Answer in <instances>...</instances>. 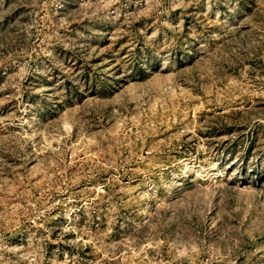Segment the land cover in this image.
<instances>
[{
  "label": "rangeland",
  "instance_id": "374dc122",
  "mask_svg": "<svg viewBox=\"0 0 264 264\" xmlns=\"http://www.w3.org/2000/svg\"><path fill=\"white\" fill-rule=\"evenodd\" d=\"M0 264H264V0H0Z\"/></svg>",
  "mask_w": 264,
  "mask_h": 264
}]
</instances>
